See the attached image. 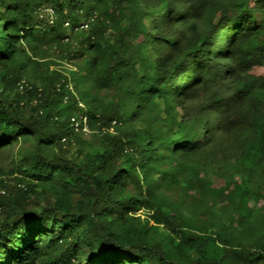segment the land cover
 <instances>
[{
    "label": "trees",
    "instance_id": "trees-1",
    "mask_svg": "<svg viewBox=\"0 0 264 264\" xmlns=\"http://www.w3.org/2000/svg\"><path fill=\"white\" fill-rule=\"evenodd\" d=\"M36 46L73 70L19 93ZM17 141L0 264H264V0H0V151Z\"/></svg>",
    "mask_w": 264,
    "mask_h": 264
},
{
    "label": "rangeland",
    "instance_id": "rangeland-1",
    "mask_svg": "<svg viewBox=\"0 0 264 264\" xmlns=\"http://www.w3.org/2000/svg\"><path fill=\"white\" fill-rule=\"evenodd\" d=\"M253 24L254 25L259 24L258 16H256V18L254 19ZM33 32H35V37H38L39 35L38 32L36 30ZM44 50L45 48L39 46H36L31 50H27L28 54L32 56L37 55L36 56L37 59L41 57H45L44 59H41L39 61L47 65L41 66L40 68H36V70L32 69V66L27 65L24 69L25 75L21 77L22 80H26L34 83L36 81V83H39V77L43 74L44 71L50 72L53 69H57L59 71H63L67 73L68 71H70V69H73L74 67L73 63H75L74 61L61 60L59 54H57L56 52L57 50H54L52 48L45 53ZM79 86L83 91H86L85 88H87L88 84L87 86H85V84H80ZM87 90H88V94L91 95L92 93L91 92L89 93V91H91L89 86ZM84 138H88L87 140L90 139L89 137H84ZM27 150H29V146H26L21 141H17L13 143V145L7 148L6 150L0 151V169L3 170L4 172H7L10 169L14 168L16 163H18V161L21 160L23 153L24 152L26 153ZM72 154H74V149L70 147L68 153L65 154V156L70 157ZM7 179H8L7 181H9V178Z\"/></svg>",
    "mask_w": 264,
    "mask_h": 264
},
{
    "label": "built area",
    "instance_id": "built-area-1",
    "mask_svg": "<svg viewBox=\"0 0 264 264\" xmlns=\"http://www.w3.org/2000/svg\"><path fill=\"white\" fill-rule=\"evenodd\" d=\"M36 17L39 21L43 22L45 27H50L56 22L55 11L50 6H44V7H40L39 9H37ZM95 18H96V14L93 13L92 15L88 16L85 22L79 25V27L76 28L74 31L87 30L89 27V24L92 23V21ZM64 42H67V39H65ZM70 70H73V69H70ZM65 87L67 88V90H69L72 93V88L70 84H67ZM16 89L19 93H22L25 89H30V87L23 80H21L17 83ZM77 106L79 108H82L81 103H77ZM114 125H115V121H112L110 127L107 130L103 129L99 133V135H102L105 131L112 132V127ZM69 128H71L74 134H77L81 137H89L90 134H92V130L91 128H89L87 116L85 113H79L76 116L70 117L69 118ZM6 183H7V177L0 175V196H3L5 194V189L1 186V184H6Z\"/></svg>",
    "mask_w": 264,
    "mask_h": 264
}]
</instances>
